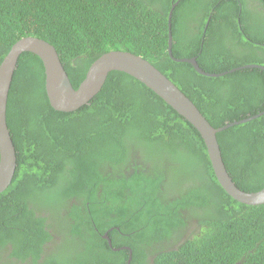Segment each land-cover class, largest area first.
<instances>
[{"label": "trees", "instance_id": "1", "mask_svg": "<svg viewBox=\"0 0 264 264\" xmlns=\"http://www.w3.org/2000/svg\"><path fill=\"white\" fill-rule=\"evenodd\" d=\"M177 1L175 57H197L215 74L264 66V12L250 10L249 0H0V64L18 40L39 37L55 46L77 89L101 55L130 51L160 69L215 128L263 112L264 71L209 78L169 57L168 18ZM189 22L200 25L197 38L190 34L195 29L187 31ZM8 124L18 167L0 194V261L11 250L9 258L39 264L52 239L46 227L54 224H46L44 211L53 216L63 209L73 222L76 256L53 255L44 264H128L130 258V264H264V205L229 197L198 132L129 75L111 73L90 104L57 112L41 60L25 53L9 95ZM218 140L236 185L261 190L264 116ZM180 235L186 241L172 246Z\"/></svg>", "mask_w": 264, "mask_h": 264}, {"label": "water", "instance_id": "2", "mask_svg": "<svg viewBox=\"0 0 264 264\" xmlns=\"http://www.w3.org/2000/svg\"><path fill=\"white\" fill-rule=\"evenodd\" d=\"M178 4L179 1L173 4L169 15L168 54L174 62L190 64L198 74L209 78H219L245 69L257 68L264 71V66L248 64L215 74L205 71L197 57H175L171 26L173 12ZM25 53H31L41 60L45 71L46 94L51 107L57 112L73 113L90 104L102 92L113 72H122L134 78L161 98L198 132L205 144L217 182L229 197L247 206L264 205V187L257 192H246L236 185L227 170L218 140L220 133L257 120L264 116V111L250 118L215 128L197 105L151 61L123 50H113L101 55L90 66L85 79L76 89L55 46L35 36L18 40L0 64V194L11 186L18 167L17 150L8 124V102L19 59ZM104 238L111 245L109 237L105 235ZM130 262L131 258L129 264Z\"/></svg>", "mask_w": 264, "mask_h": 264}, {"label": "flooded vegetation", "instance_id": "3", "mask_svg": "<svg viewBox=\"0 0 264 264\" xmlns=\"http://www.w3.org/2000/svg\"><path fill=\"white\" fill-rule=\"evenodd\" d=\"M236 1H238V0H236ZM263 4L264 3H262L259 0H249L248 7H249L250 10L253 9V10L257 11V12H259V11L264 12V8L262 7ZM186 13L188 14L187 11H186ZM186 13H185V15H186ZM213 14H214V11L209 14L210 20H211ZM181 20L183 22V18H181ZM189 23L190 24H189V28H188L187 31L190 32L191 30L195 29V32L194 33L190 32V34H191L192 38H197L195 33L199 32V31L201 32L200 25H198L197 23H193V22H189ZM169 24H170V22H169ZM172 26H173V24H172ZM172 26H171V29H172ZM169 29H170V27H169ZM206 31L207 30L204 29V33L205 34H206ZM190 34H189V38H190ZM205 40L206 39L204 38L203 41H205ZM134 159H136V163L135 164L139 165L140 164V162H139L140 155H138L137 158L135 156ZM130 173H133V169L130 171ZM126 174H128V173H126ZM76 201L77 200L72 201V204L77 203ZM43 215L46 216V217H49L51 219V220H48L46 224H50L51 225L52 222H54V224L51 225L52 226L51 228L46 227V231L49 232V234L52 236V239H51V241L44 242V244L42 246L43 252L40 254V258H39L38 263L39 264H44L46 259H48L50 256H53V255H55V256L57 255L56 259H58V260L64 258V256H69L71 259H74L75 256H76V253H75V250H74L75 249V245H74L73 242H71L73 240V236H72L73 234L69 233V231L71 230V224L73 222H71V219H69V218H68V221L65 219V217H67V211H64L63 209L61 211L59 210L58 214L53 215V216H52V214L44 211ZM37 216H39V214ZM65 220L68 223L65 222ZM186 237H187V235L181 236L178 239V241H176V243H172L171 242V245L172 246H177V244L180 245L181 243L186 241V239H187ZM175 240H176V238H175ZM9 249H11V248H9ZM78 251H79V253L81 252L80 249H78ZM83 251H84V249H83ZM4 252H5L4 250L1 252L0 264H6V263L7 264H30L31 261H32V258L31 259L29 258L27 260V262L22 263L23 260H20L17 257L16 258H9L11 253H12L11 250H10V253L8 252V253L5 254ZM154 257L155 256L153 255V257H151V259L153 260ZM128 264H129V262H128Z\"/></svg>", "mask_w": 264, "mask_h": 264}, {"label": "rangeland", "instance_id": "4", "mask_svg": "<svg viewBox=\"0 0 264 264\" xmlns=\"http://www.w3.org/2000/svg\"><path fill=\"white\" fill-rule=\"evenodd\" d=\"M199 1H201V0H199ZM35 96H37V94H35Z\"/></svg>", "mask_w": 264, "mask_h": 264}]
</instances>
